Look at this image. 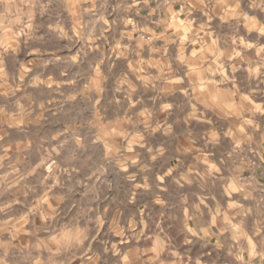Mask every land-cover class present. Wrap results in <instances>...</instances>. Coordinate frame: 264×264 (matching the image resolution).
Masks as SVG:
<instances>
[{"label":"rangeland","instance_id":"1","mask_svg":"<svg viewBox=\"0 0 264 264\" xmlns=\"http://www.w3.org/2000/svg\"><path fill=\"white\" fill-rule=\"evenodd\" d=\"M178 3L0 0V264L198 263L165 174L264 152V0Z\"/></svg>","mask_w":264,"mask_h":264},{"label":"crops","instance_id":"2","mask_svg":"<svg viewBox=\"0 0 264 264\" xmlns=\"http://www.w3.org/2000/svg\"><path fill=\"white\" fill-rule=\"evenodd\" d=\"M120 1L130 3L142 26L154 33L156 44L159 36H168L174 14L181 18L185 8L178 0ZM234 147L224 176L216 161L205 162L200 178L189 172L174 177L173 170L165 174L164 194L172 184L185 194L174 207L164 197L163 216L182 218L181 247L199 250L193 253L197 264H264V152H255L247 142L243 148L236 143ZM191 180L196 182L193 198Z\"/></svg>","mask_w":264,"mask_h":264}]
</instances>
